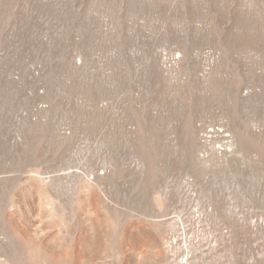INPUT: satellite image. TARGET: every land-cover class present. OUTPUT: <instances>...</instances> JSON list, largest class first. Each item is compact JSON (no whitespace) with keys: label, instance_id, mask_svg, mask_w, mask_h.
Listing matches in <instances>:
<instances>
[{"label":"rangeland","instance_id":"obj_1","mask_svg":"<svg viewBox=\"0 0 264 264\" xmlns=\"http://www.w3.org/2000/svg\"><path fill=\"white\" fill-rule=\"evenodd\" d=\"M0 264H264V0H0Z\"/></svg>","mask_w":264,"mask_h":264}]
</instances>
